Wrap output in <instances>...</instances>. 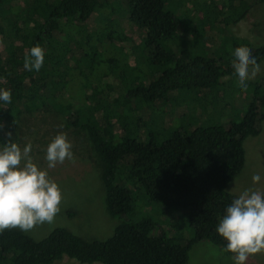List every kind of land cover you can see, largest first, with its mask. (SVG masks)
I'll use <instances>...</instances> for the list:
<instances>
[{
	"label": "trees",
	"instance_id": "16d2710c",
	"mask_svg": "<svg viewBox=\"0 0 264 264\" xmlns=\"http://www.w3.org/2000/svg\"><path fill=\"white\" fill-rule=\"evenodd\" d=\"M118 1L120 14L144 33L140 48L147 54L143 69L150 73L147 78L144 72L135 74L136 64L142 61L128 62L122 47L115 48L116 58L106 56L112 44L109 31L87 27L109 0H0V36L5 45L0 54V88L12 92V102L0 104V143L18 140L25 117L52 112L57 106L65 126L75 134L83 133L95 153L105 211L118 220L104 240H86L61 227L39 239L19 229H6L0 233V264H57L65 257L80 264H188L189 251L201 241L223 251L225 242L215 226L234 198L227 186L243 168V143L258 135L264 120V75L247 82L252 99L237 121L223 119L229 116L226 109L231 104H242L243 91L239 90L237 99L224 89L221 106L213 107L211 116L204 110L211 101L218 103L219 95L213 92L222 79L233 77L232 50L248 48L264 68V44L228 38L211 25L208 32L217 30L216 38L203 53L190 55L186 49L191 45L183 51L174 46L181 23L168 0ZM206 2L201 3V11L209 10ZM256 2L264 4V0ZM237 12L234 21L246 16V8H235ZM60 24L69 27L80 48H73L59 31ZM182 30L194 38L192 25L184 24ZM102 37L107 44H99ZM216 43L223 47L231 43V48L217 56ZM94 44L100 49L97 55ZM35 45L44 50L43 66L38 72L27 71L24 58ZM98 65L101 74L95 69ZM88 85L91 92L84 90ZM174 94H183L201 107L204 116L200 115L198 125L156 128L157 118L168 112ZM145 107L150 112L144 118ZM217 112L222 122L204 123ZM136 198L162 210L184 211L192 235L179 233L174 225L173 233L156 230L149 216L132 218Z\"/></svg>",
	"mask_w": 264,
	"mask_h": 264
},
{
	"label": "rangeland",
	"instance_id": "374dc122",
	"mask_svg": "<svg viewBox=\"0 0 264 264\" xmlns=\"http://www.w3.org/2000/svg\"><path fill=\"white\" fill-rule=\"evenodd\" d=\"M116 1L118 0L106 2L101 13L94 14L87 27L93 30L98 28L97 30L100 32H110L112 44L106 51L108 58H116L118 51L115 48L122 47L123 51L128 55V62L136 64L137 59L142 61L140 64H136L138 65V70L135 74L144 72L147 54L146 51L140 48L144 33L138 31L126 19V16H123L122 13L120 14L119 8L121 7V3L120 1ZM173 1L178 3H174ZM203 1H207L205 4L208 6V11L206 9L201 11V3ZM256 1L231 0L230 2V0H214L216 4H212L208 0H168L169 9L175 8L174 10L181 23L179 27L180 37L176 40L174 46L182 50L191 45V48L186 49L190 55L198 52L203 53L202 51H204L207 44L211 43V40L215 39L218 33L217 30H214L209 34L208 30L211 25H214V29L219 28L228 38L235 37L244 41L246 40L253 45H263L264 4ZM235 8L240 10L246 8V16L234 21V18L239 15L238 12L234 14ZM186 9H190V11L187 12ZM184 24L192 25L194 28V38H192V34L189 35L188 32L182 30ZM59 31L65 35L66 39L73 45V48L77 49L82 46L81 42L73 36L69 27L65 24H60ZM203 39H205L204 42ZM101 41L99 44H107L104 37L101 38ZM91 47H93L96 55L100 53L99 46L94 44ZM4 48L5 45L0 36V54L4 53ZM230 48L231 43L224 47L219 43H216L214 46L217 56L221 55L225 50L229 51ZM99 57L102 59L104 56L100 55ZM88 64L89 61L87 60L86 65L88 66ZM95 69L99 74L103 72L100 65L96 66ZM144 74L147 78V75L150 73L144 72ZM263 75L264 68L261 65L260 73L255 79L250 80V82L257 81ZM81 83L87 84L86 82ZM224 89L233 92V95L237 99L240 98L238 94L239 90H242L237 85L235 78L227 76L222 79V85L213 92L219 95L218 103L216 104V101H211L212 104H208V107L204 110L206 115L209 116L212 113L213 107L221 106L222 101L220 98ZM84 90L91 92L89 85ZM249 91H243L246 96L241 95L239 100H242V104L240 106H233L231 104V107L226 109V113L229 116L223 119L221 114L219 115L217 112L210 119L207 116L204 119V123L212 124L214 121L222 122V119L226 121L230 118L237 121L238 116L242 114L252 99V90ZM244 97L247 98L243 99ZM169 106L168 112L157 118V124H155L159 130L175 127L174 125L193 128L202 119L200 117L201 114L203 115L201 107L196 102L187 100L183 94H174ZM54 109L52 112H36L31 116L25 117L24 122L21 123V131L17 133L18 140L16 143L21 148L25 144L32 145L31 156L33 162L49 172L50 177L59 185L63 196L60 205L61 211L56 215L54 221L51 224L43 223L36 225L28 233L33 238L39 239L44 237L51 229L61 227L86 240H104L112 235L114 228L118 224V220L111 218L105 211V190L100 178V163L85 135L83 133L75 134L73 129L66 127L65 121H63L64 117L57 111V106ZM149 112L150 109L145 107L142 110V116L145 118ZM61 125L63 127H60ZM58 132L66 133L67 139L72 144L74 158L73 160H65L62 164H57L54 169H47V162L44 160L45 149ZM243 148L245 157L243 168L227 186L228 193L233 197L247 188L259 189L261 191L264 189V120L260 122L258 135L248 137L243 143ZM256 173L261 175V181L253 185L252 176ZM231 188H233V191L229 192ZM135 200L136 212L132 218L137 219L140 216H149L156 223V230L168 232L166 229H169L173 233L172 226L174 225L179 233L192 235V229L188 226L184 211L162 210L140 198H136ZM169 224L171 225L169 226ZM57 264L80 263L65 257ZM188 264H232V260L230 256L223 253L220 247L206 241H201L196 243L189 251ZM247 264H264V252L250 256Z\"/></svg>",
	"mask_w": 264,
	"mask_h": 264
},
{
	"label": "clouds",
	"instance_id": "9594fccd",
	"mask_svg": "<svg viewBox=\"0 0 264 264\" xmlns=\"http://www.w3.org/2000/svg\"><path fill=\"white\" fill-rule=\"evenodd\" d=\"M43 62L44 50L35 45L28 49L23 66L27 71L38 72ZM230 67L242 91L261 70L256 57L246 47L232 50ZM11 102V90L0 88V104ZM7 135L11 137V133ZM31 151V144L21 148L10 139L0 143V233L6 229L28 232L36 225L51 224L61 211L62 191L49 172L33 162ZM73 158L66 133L58 132L45 149L47 169ZM260 181L261 175L253 174V185ZM215 232L225 242L223 251L232 254V264H247L250 256L264 252V191L247 188L235 196L225 207Z\"/></svg>",
	"mask_w": 264,
	"mask_h": 264
}]
</instances>
